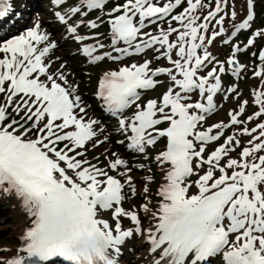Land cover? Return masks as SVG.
Wrapping results in <instances>:
<instances>
[{"label": "snow or ice", "instance_id": "1", "mask_svg": "<svg viewBox=\"0 0 264 264\" xmlns=\"http://www.w3.org/2000/svg\"><path fill=\"white\" fill-rule=\"evenodd\" d=\"M63 2L54 0L61 6ZM181 2L170 0L157 6L153 0H126L113 7L108 15L120 14L109 20L112 50L103 52L100 50L106 46L99 39L95 44L84 43L95 37L78 34V27L86 23L96 29L99 25L95 21L86 22L83 17L87 10H102L106 0H77L65 14H56L64 30L80 44L75 54L92 65L106 59L119 62L123 57L155 50L173 66L153 70L151 61L144 60L107 70L98 80L97 95L112 115L122 116L124 110L136 107L130 118L119 120L118 131L132 133L128 137L130 150L146 154L147 147L158 138L167 140L166 149L155 157L162 170L170 165L164 174L165 183L157 191L161 198L158 211L151 212L148 203L139 206L158 221L155 231L141 227L137 210L122 206L125 187L129 198L149 191L145 186L142 193L138 192L128 161L112 152L115 158L108 160L107 168L118 173L113 176L85 158L89 144L96 148L109 142V137L103 135L101 122L89 115L78 86L70 83L64 71L67 62L60 57L51 60L50 53L58 48L51 34L37 21L22 34L0 37V94L5 97L0 104V193L14 195L34 217L32 226L20 238L24 247L10 258L0 257V264H28L21 253L50 264H54L53 258H63L69 264H120L123 246L137 234L150 242L151 252L158 254L151 264H209L211 258L220 259L221 264H264V155L260 154L264 152V123L242 128L239 135L252 138L239 159L229 155L241 145L237 134L228 136L206 158L204 153L211 142L220 139L224 129L245 123L238 117L247 101L238 111L229 112L230 123L198 130L207 114L217 109L214 97L222 90L220 74L226 72L225 63L217 61L207 45L224 34V17L217 16L224 12L222 5L227 6L228 0H215L214 10L203 17L205 23H197L200 17L194 15L197 9L207 7L204 0H187L184 12L171 17L183 30L169 26L159 35L143 33L147 39L141 38L147 20L155 23L152 18L168 17ZM246 3L247 16L235 26L236 32L250 29L255 18L254 0ZM12 11L10 0H0V21ZM230 15L235 19L237 13L233 10ZM77 16L81 17L78 22ZM69 18L73 23H68ZM212 20L221 27L209 39L200 33H207ZM172 33H177L176 42H170ZM257 37H264V29L255 31L247 46H252ZM138 38L140 42H136ZM121 41L127 47H117ZM199 49H203L202 55ZM173 50L178 59L172 58ZM241 51L234 46L226 62L237 77L244 68L236 59ZM259 59L262 63L254 71L256 77L264 76V50L259 52ZM213 62L218 67L198 75L201 68ZM53 63H59V67L50 71ZM162 74H167L174 86L159 101L150 99L141 105V90L155 89L160 83L156 77ZM197 91L200 99L189 102ZM231 93L239 95L231 86L224 98ZM253 95L259 110L248 117L249 121L264 116V91ZM164 123L168 126L161 129ZM258 129V135H254ZM226 157V163L221 164ZM193 176L198 178L192 180ZM193 187L197 191L190 195ZM102 211L111 213L114 227L98 218ZM122 218H128L134 227L124 229Z\"/></svg>", "mask_w": 264, "mask_h": 264}, {"label": "rangeland", "instance_id": "2", "mask_svg": "<svg viewBox=\"0 0 264 264\" xmlns=\"http://www.w3.org/2000/svg\"><path fill=\"white\" fill-rule=\"evenodd\" d=\"M27 1L28 0H17V13H19L17 21L24 22L26 20L28 21V23H30V27H32L35 22L39 21L41 23L42 30L51 34L52 39H54V41L58 44V48L50 53L51 60L55 61L56 57H60L62 61L67 62V67L64 69V71L66 72V74H68L70 83L78 86V94L88 106L87 110L89 115L101 122L100 127H103L105 129L103 135H107L109 137V142L96 148L91 147V144H89L87 146L85 158L92 163L97 164L99 167H104L109 171V174L113 176H118V173L107 168L108 160L115 158L111 156V153L115 152L119 154L123 159L128 161L129 166L132 168L131 175L133 176V183L137 186L138 192L142 193V190L145 186L148 187L149 191L146 195L141 194L129 198V190L127 187H125V189L123 190L125 200L123 201L122 206L126 210H137L142 221L141 227L143 229L151 228L153 231H155V225L158 221L153 219L150 213H144L139 206L144 203H148L151 212L158 211L161 198L157 195V191L160 186L165 183L164 174L168 170V167H170V165H165L162 170L155 157L166 149L167 140L166 138H158L157 142L154 145L147 147L146 154L133 152L128 148V137L132 135L131 131L129 130L127 133H124L118 131V128L120 119L130 118L136 111L135 105H132L127 109V111L124 110V112L126 111L127 113L123 112V116H120L116 123H114V120H112L113 125L110 127V124L101 119L99 113L100 111L97 109L98 105L89 98L96 94L98 90V80L103 72L107 70H116L121 66L131 65L133 63L139 64L144 60L151 61L150 67L153 70L160 67L171 68L173 66L169 63L167 58L162 56L161 52H157L155 50H145V52L141 54L126 56L123 57L122 61L119 62L106 59L105 61L100 62L97 65H92L89 62L87 64L86 62L84 64H79L77 62V59L75 58V53L77 50H70L67 48V46L59 41L57 33L58 25H52L50 20L51 18H56L58 20L56 14L58 12L61 15L65 14L68 11H66V6L68 8H70L71 6H75L77 0H64L62 6L54 3V9L48 13L37 8V10L32 11L28 18L24 19V17H26L25 11L27 10ZM40 1H45L46 4L47 2H50V0ZM51 1L54 2V0ZM66 1L69 2L66 3ZM124 2H126V0H106L105 6L102 10H93L91 16L86 15L85 17H83L86 22L95 21L99 25L96 28V31L97 33H99L100 37L106 41L104 44L106 47L100 50V52L112 50L111 25L109 23V20L113 18L114 15H119L120 13H114L112 14V16L108 14L111 13L113 7L119 4H123ZM169 2L170 0H153V3H155L157 6H163L165 3ZM171 2L174 3L175 0H171ZM204 3L207 5V7L199 8L197 9L199 13L197 11L194 13V15L200 17V20H198L197 23H205L203 17L207 15L208 11L214 10L215 8V0H209V2ZM187 6V0H182L181 4L175 7L168 17H165L162 20L152 18L156 20L155 23H152L151 20H147L146 26L142 29L141 38L147 39L146 36H143V33L159 35L161 29L167 31L169 26H171L172 28L183 30L182 26L178 22L171 20V17L183 13L184 9L187 8ZM222 7L224 8V12L219 13L217 18H219L220 16L224 17V22L222 25V27L224 28V34H222L221 36H217L211 44L207 45V48L211 55L215 57L217 61L225 63L226 72L224 74H220L222 90L214 97V102L218 105V107L214 112L207 114L205 121L201 122V125L198 126V130H205L208 127L220 122H223L225 124L230 123L229 112L238 111L240 104L243 101H247L248 103L245 106L244 113L238 117L239 120H242L245 123L242 125H232L231 127L224 129V134L220 137V139L218 141L211 142L207 146L206 152L204 153V156L206 158L207 155L211 153V151L223 144L228 136L237 134V138L240 139L241 145L239 147H236L235 151L229 153V155L232 158L239 159V153L241 152L242 148L250 147L248 141L252 138L247 135H239V133L242 131V128L248 127L249 129H251L257 127V125L260 123H264V116L257 117L251 121L248 120L249 116H254L255 112L259 110V105L255 103L253 93L256 91H264V76L256 77L254 75V71L259 70L262 63L259 59V52L264 50V37H257L252 46H247L248 39L253 36L254 32L260 29H264V0H254L253 9L255 18L251 22V28L241 29L239 32H236L235 26L239 25L247 16L248 9L246 0H228L227 6L222 5ZM256 8L258 9V12H256ZM233 10L237 13L235 19H233L230 15ZM76 19H81V17L77 16L75 17V20ZM136 19L138 20V17ZM14 21L16 22V20ZM68 23H73V19L69 18ZM14 24L15 23H13V25ZM80 26L81 27L78 29V33L79 31H82V28L86 26V23ZM220 27L221 25H217L216 21L212 20L209 23V29L207 33L201 31L200 34L206 35V37L210 39L212 33L215 31H219ZM85 29V31H87L90 28L87 27ZM9 33L10 31L8 29L5 30L4 28H0V34H4L3 38H11L13 35H8ZM176 38L177 33H172L169 37L170 42H176ZM225 39H228L230 42L224 43ZM136 42H140V38H138ZM87 43L94 44L91 43V41ZM236 45L243 49V51L236 54V59L238 60L239 64L244 66L239 77L232 75L231 66L227 65L226 63L229 57L232 55L233 47ZM75 46V49H78L77 45ZM117 47H127V45H125L121 41L117 44ZM156 47L158 48L159 46L157 45ZM100 52H98L97 54H100ZM198 54L202 55L203 49H199ZM2 56L3 54H0V58H2ZM172 58H179L175 55V50H173L172 52ZM47 62L48 61H46V63ZM213 66H217L215 62L208 65V67L206 68H201L198 72V75H206ZM57 67H59V63H53V67L50 69V71H55ZM174 74H176L175 70ZM177 78L179 79L182 77L177 74ZM41 79H43V77H41ZM156 79L160 83L155 89L141 90V99L139 101L141 105L146 104V102L150 99H156L159 101L162 95L167 91V89L174 86L173 82H171L167 74H162L156 77ZM231 86L236 87L237 93H239V95L237 96L235 93L227 94V99H225L224 95L226 94V89ZM175 90L178 91L179 89L176 88ZM17 99H19V97H17ZM198 99L200 98L197 91L191 94V101L189 102H196ZM4 102V94H0V104H3ZM11 111L12 109L11 107H9V112ZM118 115L120 114H117L116 116ZM16 118L18 119L19 117ZM117 118L118 117H116V119ZM167 126V123H164L159 127L163 129ZM97 131H99V128H97ZM216 131L217 130L214 129V133ZM258 133L259 129L254 135H258ZM103 135L100 137L101 139H103ZM118 137H120L121 141L126 140V145H124L123 143H118ZM260 154L264 155V152ZM226 159L227 157L221 161V164L226 163ZM206 168L207 166H205V170ZM198 171H200V174H203V170ZM230 172L231 170H229V173ZM216 175H219V173L217 172ZM149 177L151 178L150 180L148 179ZM118 178H120L123 183V178ZM197 178V176H193L191 179L195 180ZM196 191L197 189L193 187L190 189L189 194H195ZM17 211L18 207L14 197L10 194L0 193V257H3L5 259L11 255H14L16 250L18 249V239L19 237H21V229L18 223ZM98 218L107 220L114 227V221L111 219L110 212L102 211L98 214ZM128 220V218H122V224H127ZM122 227L126 229L124 226ZM142 240V237L137 234L134 235L133 238L129 239L123 246V252L127 253L125 261L128 264H149V262L146 263L149 259L158 258L157 253H153L150 251L151 245H149V248H147L143 244ZM128 249H131V251H128ZM209 264H221V261L218 258H211Z\"/></svg>", "mask_w": 264, "mask_h": 264}, {"label": "bare ground", "instance_id": "3", "mask_svg": "<svg viewBox=\"0 0 264 264\" xmlns=\"http://www.w3.org/2000/svg\"><path fill=\"white\" fill-rule=\"evenodd\" d=\"M12 196L14 197L15 202H16L17 207H18L17 218H18L19 227L21 229V235L20 236H22L24 231L27 228L32 226V220L34 219V217L29 216L28 213L22 208L20 200L18 198H16L14 195H12Z\"/></svg>", "mask_w": 264, "mask_h": 264}, {"label": "trees", "instance_id": "4", "mask_svg": "<svg viewBox=\"0 0 264 264\" xmlns=\"http://www.w3.org/2000/svg\"><path fill=\"white\" fill-rule=\"evenodd\" d=\"M256 5H257V1H256ZM256 10H257L256 12H258V9H257V8H256ZM261 10H262V9H261ZM196 11H197V10H196ZM197 12H198V11H197ZM198 13H199V12H198Z\"/></svg>", "mask_w": 264, "mask_h": 264}, {"label": "water", "instance_id": "5", "mask_svg": "<svg viewBox=\"0 0 264 264\" xmlns=\"http://www.w3.org/2000/svg\"><path fill=\"white\" fill-rule=\"evenodd\" d=\"M206 1H209V0H206Z\"/></svg>", "mask_w": 264, "mask_h": 264}]
</instances>
